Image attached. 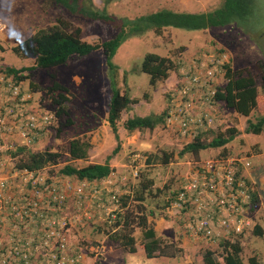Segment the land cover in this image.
Instances as JSON below:
<instances>
[{"label": "rangeland", "instance_id": "374dc122", "mask_svg": "<svg viewBox=\"0 0 264 264\" xmlns=\"http://www.w3.org/2000/svg\"><path fill=\"white\" fill-rule=\"evenodd\" d=\"M223 1L110 0L105 3L104 0H92V3L94 8L116 17L135 18L159 9L207 12L218 8ZM41 2L0 0V22L3 27L0 30V71L6 73V68L33 66L36 55L30 38L38 30L49 29L58 18L69 23V30L80 28L81 39L90 43L107 40L116 32V28L108 23L72 15L61 7L42 10ZM203 51L226 52L228 65L233 70L241 69L255 80L257 105L249 116L239 115L222 104L215 107L221 114L223 128H236L238 133L224 147L202 149L196 154H181L185 144L163 121L152 129L126 130L123 123L128 118L162 114L168 102V93L181 71L194 56ZM150 52L169 56L177 65L167 79L154 86L149 84V76L139 71L144 55ZM113 63L117 65V87L135 102L121 112L117 121L120 149L108 160L113 171L106 179L110 178L114 182L111 187L117 192H129L126 204L122 207L124 211L132 213L130 229L134 238L137 241L143 239V229L138 226L137 217L144 213L150 226L160 228V241L170 252H174L169 259L172 264H196L200 259L202 262L198 264H204L202 255L205 250L212 251L213 257L219 261L225 249L218 242L210 244L198 240V243L189 242L182 246L183 221L166 212V201L180 186L183 176L198 161L220 154H246L251 163L249 180L259 196L253 220L262 233L256 235L253 227L244 235L234 238L241 244L240 256L244 262L249 256L255 255L264 264V130L259 134L246 131L247 119L256 121L257 117L264 116V0H253L249 15L224 27L201 30L164 27L160 33L151 30L140 36H131L118 47ZM22 74L28 76L22 80L21 89L31 92V107L40 113H51L53 118L45 133L33 144L17 145L25 149L17 148L13 153L5 152L3 155H11L17 163L26 159L28 152L54 153V161L43 169L52 176H60L59 169L66 164L82 167L90 163H104L117 140L107 120L111 86L103 50L97 49L85 56H73L64 64L24 70ZM225 81L223 74L219 78V86ZM55 82L65 88L63 93L66 100L62 102L63 111L60 115L56 113L59 107L53 101L57 98V92L48 91ZM74 139L90 143L85 159L70 157L69 145ZM135 153L139 157L133 161ZM166 156L168 161L164 162ZM135 170L136 176L133 175ZM139 192L144 198L142 202L136 200ZM70 203L73 206L74 203ZM139 204L143 207L142 211H139ZM73 210L78 211L76 207ZM89 210L91 218L84 217L80 224L72 228L69 236L77 252L83 253L79 264H125L121 255L116 257L112 253L113 245L120 244V239L112 237L119 235L122 228V225L114 224L116 220L122 221V218L110 222L105 212L95 204H90ZM149 213L153 216L149 217ZM109 243L112 251L110 249L108 255H100L99 251L98 256L94 255L93 248L100 245L105 247ZM164 262L162 259L157 260L158 264Z\"/></svg>", "mask_w": 264, "mask_h": 264}, {"label": "built area", "instance_id": "2783aa9c", "mask_svg": "<svg viewBox=\"0 0 264 264\" xmlns=\"http://www.w3.org/2000/svg\"><path fill=\"white\" fill-rule=\"evenodd\" d=\"M228 59L224 51L199 53L170 89L164 123L184 144L222 129L214 98ZM21 83L0 71V264H79L83 253L69 238L72 228L91 218L90 204L100 207L110 222L123 219L121 196L129 192H117L109 176L74 181L44 168H19L11 155H3L17 145L33 144L53 118L31 107L32 94ZM138 157L133 154V161ZM250 167L249 157L240 154L198 161L167 198L166 212L182 219L190 239L217 243L244 235L255 226L257 207L251 205ZM93 250L95 256L98 251L103 255L104 246Z\"/></svg>", "mask_w": 264, "mask_h": 264}, {"label": "trees", "instance_id": "16d2710c", "mask_svg": "<svg viewBox=\"0 0 264 264\" xmlns=\"http://www.w3.org/2000/svg\"><path fill=\"white\" fill-rule=\"evenodd\" d=\"M104 1L107 3L110 0ZM252 2L253 0H224L218 8L207 12H179L170 9H159L135 18H128L116 17L106 13L104 10L94 8L92 0H42L40 5L42 10H47L51 7H61L72 15L103 21L116 28V32L111 38L101 42L90 43L81 39L80 28L69 30V23L62 18H58L57 22L49 29L38 30L30 38L34 44L32 49L36 55L33 66L21 69L11 67L5 69L6 73L13 75L14 80L18 82L28 78V76L22 74L24 70L30 71L35 67L47 68L64 64L73 56H85L97 49L103 50L105 63L110 74L111 86L107 120L117 144L104 163H90L82 167L66 164L59 169V175L68 177L71 180L96 182L107 177L113 171V167L110 166L108 160L120 149L117 121L121 112L128 109L135 102L127 93L120 92L115 80L117 65L113 63V56L126 39L131 36H140L151 30L160 33L164 27H177L189 30L224 27L249 15ZM176 68V62L171 57L150 52L144 55L139 71L147 74L149 76V84L154 86L157 82L167 79ZM224 76L226 81L222 86L218 87L214 98L215 102L219 104L218 107L222 104L239 115L249 116L257 105V87L254 78L241 69L233 70L228 64L224 68ZM262 81L264 85V74L262 75ZM64 90L65 88L57 82L48 90L50 93L57 92V98L53 101L59 107L56 112L58 115L62 113V102L66 100L63 93ZM164 113L165 110L160 115L134 116L126 119L123 126L128 131L143 128L152 129L158 122L165 121ZM263 130L264 116L257 117L256 121L247 119L246 131L259 134ZM237 131L236 128L222 127L217 133L212 131L201 133L199 137L185 144L180 153L191 152L196 154L202 149L224 147L238 133ZM90 146L87 141L74 139L69 145V155L73 159H85ZM18 149L23 150L25 148ZM246 156L249 157L248 155ZM55 157L56 154L48 151L28 152L26 159L20 160L16 165L27 170H39L53 162ZM163 161L167 162L168 156ZM137 194L136 200L142 202L144 200L142 193L139 192ZM128 197L129 195L122 194L123 206L126 204L125 200ZM258 201L259 196L253 186L251 205L257 204ZM139 209V211H142L143 207L140 205ZM137 218L138 226L143 229L142 244L146 256L164 255L162 242L156 236L154 228L148 224L147 216L141 213ZM132 221V213L125 210L122 221L116 220L114 224L115 226L122 225L120 234L112 237L113 239H120V244L131 252L135 251L134 238L131 234L132 229H130ZM182 226L184 227V222H182ZM253 232L256 235L262 233L258 225L254 226ZM220 244L225 249V252L220 256L219 261L213 257L212 251L205 250L202 255L204 264H263L255 255L249 256L247 261L244 262L240 256L242 248L237 238L232 241H220ZM173 255L174 252H171V256Z\"/></svg>", "mask_w": 264, "mask_h": 264}, {"label": "crops", "instance_id": "0c3cea01", "mask_svg": "<svg viewBox=\"0 0 264 264\" xmlns=\"http://www.w3.org/2000/svg\"><path fill=\"white\" fill-rule=\"evenodd\" d=\"M138 206H140V204ZM149 215H150L149 217L153 216L152 213H149ZM152 227L155 230L156 236L159 238L160 237V233L158 231H159L160 228L157 227L156 225H153ZM133 238H134V236H133ZM135 239L136 238H134L135 251L131 252L127 248L122 246L121 244L113 245L114 249L112 251V245L109 243V244H107V246L104 247L103 255H105V254L108 255V253H109V251L111 249V251L113 253V256L118 257L119 255H121V260L124 261L125 264H158L157 263L158 259H162L163 261L165 260L164 264H172L169 261V259H171V257H173V256H171V252L169 251V249H167L165 244L162 243V246L164 248V255H156L155 254V256L147 257L146 254H145V250L143 248V244H142L143 243V239L141 241H137V239L135 241ZM160 239L161 238H159V240ZM193 240L194 239H190L186 235H183L181 237L182 246L188 245L189 242L198 243V242H196L197 240H194V241ZM202 242H203V240H202ZM210 244H212V243H210ZM213 244H215V243H213ZM217 244L220 245V242H218ZM117 245H120V247L117 248ZM91 257H94V256H91ZM106 259H107V257H106ZM201 262L202 261L200 259V261L197 262L196 264L201 263Z\"/></svg>", "mask_w": 264, "mask_h": 264}]
</instances>
